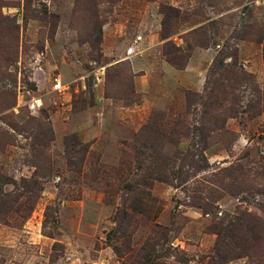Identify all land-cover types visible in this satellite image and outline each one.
<instances>
[{"label": "rangeland", "instance_id": "1", "mask_svg": "<svg viewBox=\"0 0 264 264\" xmlns=\"http://www.w3.org/2000/svg\"><path fill=\"white\" fill-rule=\"evenodd\" d=\"M4 1L0 264H264V0Z\"/></svg>", "mask_w": 264, "mask_h": 264}, {"label": "trees", "instance_id": "2", "mask_svg": "<svg viewBox=\"0 0 264 264\" xmlns=\"http://www.w3.org/2000/svg\"><path fill=\"white\" fill-rule=\"evenodd\" d=\"M26 2L29 4H31V0H26ZM8 4L7 2H5L4 0H0V72L2 73H6L7 74V70L9 69V66H11L16 57H18L19 54V37H20V25L15 23V21L11 18H9L8 16H5L2 13V8L7 7ZM164 13H169V18L165 17L164 19V25L165 28L168 25V22L170 21V13L172 12H176L177 10H175L173 7H168L165 6L164 7ZM35 19H43V20H47L48 16H34ZM52 18L54 17L51 16ZM25 20H28V17H24ZM59 19V18H57ZM56 19V20H57ZM55 20V18H54ZM27 22V21H25ZM57 23V21H56ZM164 38H166V36L163 34ZM197 46H201L200 44H197ZM181 49L179 48H175V57L179 60L180 58H183L181 54H179V52ZM168 54H170V52L172 51H167ZM173 58H170V60H172ZM2 191V189L0 188V192Z\"/></svg>", "mask_w": 264, "mask_h": 264}, {"label": "built area", "instance_id": "3", "mask_svg": "<svg viewBox=\"0 0 264 264\" xmlns=\"http://www.w3.org/2000/svg\"><path fill=\"white\" fill-rule=\"evenodd\" d=\"M61 88H63L62 82H61V80L57 79L56 84H55V89L60 90Z\"/></svg>", "mask_w": 264, "mask_h": 264}]
</instances>
